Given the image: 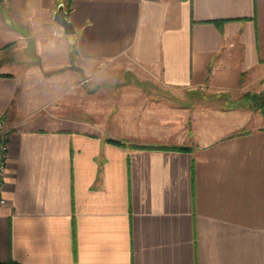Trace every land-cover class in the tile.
Listing matches in <instances>:
<instances>
[{"label":"crops","instance_id":"0c3cea01","mask_svg":"<svg viewBox=\"0 0 264 264\" xmlns=\"http://www.w3.org/2000/svg\"><path fill=\"white\" fill-rule=\"evenodd\" d=\"M65 2H0V263L264 264V115L218 109L189 128L132 93L82 114L87 63L186 97L264 90V0H72L69 35Z\"/></svg>","mask_w":264,"mask_h":264},{"label":"rangeland","instance_id":"374dc122","mask_svg":"<svg viewBox=\"0 0 264 264\" xmlns=\"http://www.w3.org/2000/svg\"><path fill=\"white\" fill-rule=\"evenodd\" d=\"M126 65L127 63L123 61L114 62L108 65H103L101 63L86 64L87 70L84 74V77L86 78L84 85L86 88L82 95V114L84 117L89 119L92 101L99 100V102L102 103V106H106L108 100L110 101V99L113 97L121 96L126 93L156 96L158 98L161 97L162 99L160 98L161 100L158 104H150V106H155L156 114L160 111L159 109H162V112L168 114L172 111L174 114L180 115L178 117L180 119H178L179 122L185 121V119L188 117L190 119V124L188 126L189 128H195V125L200 123L195 119L200 114L209 112L208 115H212V113H219L221 111L218 109L249 108L250 110L258 111L264 115L261 110L251 108V101L246 96L249 94L252 98L254 95H260L264 93V90L244 91L240 89L238 91L231 92L204 91L192 93L186 97L184 92H173L172 90L163 87V85L155 84V86L152 84L150 86V83H154L151 82V80L153 81V79L157 78H155L151 73L147 72H132L126 67ZM139 80L143 81L146 87L144 86L139 88L132 86ZM171 106L172 108L176 109L170 110ZM187 107H189L188 109L191 110L190 112ZM213 109L217 110L214 111ZM187 113L189 116H187ZM213 117L215 116L210 118Z\"/></svg>","mask_w":264,"mask_h":264},{"label":"built area","instance_id":"2783aa9c","mask_svg":"<svg viewBox=\"0 0 264 264\" xmlns=\"http://www.w3.org/2000/svg\"><path fill=\"white\" fill-rule=\"evenodd\" d=\"M9 130L0 126V206L6 203L3 196L9 163Z\"/></svg>","mask_w":264,"mask_h":264},{"label":"trees","instance_id":"16d2710c","mask_svg":"<svg viewBox=\"0 0 264 264\" xmlns=\"http://www.w3.org/2000/svg\"><path fill=\"white\" fill-rule=\"evenodd\" d=\"M71 1L72 0H66L65 2V9L67 11V16L69 18V11H70V6H71ZM217 23H221L222 21H216ZM249 100L251 101V108L254 109H259L261 110V112L264 114V93L260 94V95H254L252 96V98L250 97V95H246ZM108 141L120 145V146H124L125 142L121 141V140H117V139H108ZM135 148H142V147H135ZM177 149H186L187 147H176ZM0 264H21L18 263L14 260H9Z\"/></svg>","mask_w":264,"mask_h":264},{"label":"water","instance_id":"95a60500","mask_svg":"<svg viewBox=\"0 0 264 264\" xmlns=\"http://www.w3.org/2000/svg\"><path fill=\"white\" fill-rule=\"evenodd\" d=\"M1 1L2 0H0V2ZM54 20L62 27L64 33L69 35L76 32V28L67 16V11L65 9L64 3H60L58 8L56 9L54 13Z\"/></svg>","mask_w":264,"mask_h":264}]
</instances>
